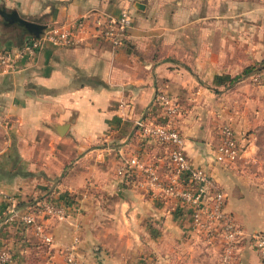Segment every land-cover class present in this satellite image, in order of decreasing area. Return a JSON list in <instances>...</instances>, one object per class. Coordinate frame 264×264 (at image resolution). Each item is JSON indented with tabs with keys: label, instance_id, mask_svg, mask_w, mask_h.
<instances>
[{
	"label": "crops",
	"instance_id": "1",
	"mask_svg": "<svg viewBox=\"0 0 264 264\" xmlns=\"http://www.w3.org/2000/svg\"><path fill=\"white\" fill-rule=\"evenodd\" d=\"M123 10L131 23L120 47L91 36ZM247 10L244 2L208 0H0V49L34 39L12 14L42 27L38 38L67 26L82 39L66 48L43 42L33 58L0 73V248L10 252L8 264H61L74 240L86 264H218L219 243L199 239L186 207L115 175L119 155L133 153L168 175L164 149L133 124L158 91L178 105L184 153L224 193V211L246 233L264 232L261 189L239 169L248 150L215 95L250 61L249 50L258 51L254 60L264 51L260 41L249 43ZM232 16L245 22L233 24ZM223 124L243 143L228 168L212 161ZM37 200L64 210L61 219L39 220L49 244L19 220L22 205ZM236 264H260L250 244L239 247Z\"/></svg>",
	"mask_w": 264,
	"mask_h": 264
},
{
	"label": "built area",
	"instance_id": "2",
	"mask_svg": "<svg viewBox=\"0 0 264 264\" xmlns=\"http://www.w3.org/2000/svg\"><path fill=\"white\" fill-rule=\"evenodd\" d=\"M130 23L128 11L123 10L116 19L97 23L90 34L116 49L122 45ZM74 27L83 31L81 24ZM71 30L67 26H52L41 37L27 40L15 49H0V73L13 69L17 61L33 58L43 42L63 48L81 43V37L74 39ZM252 82L264 83V72L255 75ZM153 105L161 109L165 125H153L143 118L133 124L142 139L164 147L168 175H160L159 164L155 161L147 162L144 155L133 153L127 158L119 155L116 177L127 180L137 190L173 199L186 207L191 228L199 239L208 244L219 243L218 264H236L238 249L243 244H250L260 264H264V232L246 233L236 225L224 211V193L213 184L202 167H194L186 157L183 138L175 128L178 105L161 91L155 94ZM242 152L243 148L232 128L223 124L218 130L212 161L228 168L235 165ZM11 214L14 215V211ZM42 216L61 219L64 210L53 203L41 202L33 212L27 210L20 215L19 220L22 227L29 229L38 241L49 244L51 238L39 222ZM75 244L76 240L65 249L61 264H86L75 257ZM10 261V252L0 248V264Z\"/></svg>",
	"mask_w": 264,
	"mask_h": 264
},
{
	"label": "rangeland",
	"instance_id": "3",
	"mask_svg": "<svg viewBox=\"0 0 264 264\" xmlns=\"http://www.w3.org/2000/svg\"><path fill=\"white\" fill-rule=\"evenodd\" d=\"M208 2L215 4L244 2L248 4L249 10L246 12V22L244 19L240 21L238 17L234 18V16H232L231 22L233 24L236 21L242 22L241 24L245 22L248 25L247 35L250 39L249 43L257 44L260 41V44L264 47V0H208ZM221 8H223L222 5ZM237 12H240V10L232 11L233 15ZM216 13H219V10ZM229 19L223 20L229 21ZM214 20L218 22L220 18L215 16ZM254 52L258 53V51L249 50L250 54H254ZM250 54L248 56L250 61L242 69L264 60V51L260 55L255 56L258 57L257 60H254ZM238 82L239 84L235 85ZM238 82L232 85H224L223 88H220L218 90L219 93L215 94L216 103L221 105L220 108L223 110V114L225 116L228 114V118L234 120L233 122L239 126V135L244 141V145L243 143L242 145L248 150V155L244 159L243 164L239 166V169L243 172L241 176L249 178L258 185L264 197V83L257 85L258 83H253L248 77ZM224 121H226V118L222 120V123ZM138 239H144L142 233L139 234ZM201 246L203 247V245ZM93 247L95 249L97 245ZM209 258L213 261L216 260L214 254H209Z\"/></svg>",
	"mask_w": 264,
	"mask_h": 264
},
{
	"label": "trees",
	"instance_id": "4",
	"mask_svg": "<svg viewBox=\"0 0 264 264\" xmlns=\"http://www.w3.org/2000/svg\"><path fill=\"white\" fill-rule=\"evenodd\" d=\"M264 71V60L253 65V66H247L244 67L241 72L232 77V79L229 81V83L227 85H232L242 79H246L247 77L249 78V80H252V78L263 72ZM263 82H259L257 85H262ZM143 119H147V121L153 125H165V120L163 118V114L161 109L158 106H152L151 108H147L146 111H144V117ZM160 145V144H158ZM163 149L164 147L162 145H160ZM242 146V145H241ZM243 148V146H242ZM165 151V150H164ZM123 183L127 184V180H123ZM41 200H37V201H27L24 203V206L27 210H29L30 212H33L37 206V204H40Z\"/></svg>",
	"mask_w": 264,
	"mask_h": 264
},
{
	"label": "water",
	"instance_id": "5",
	"mask_svg": "<svg viewBox=\"0 0 264 264\" xmlns=\"http://www.w3.org/2000/svg\"><path fill=\"white\" fill-rule=\"evenodd\" d=\"M10 19L14 21L19 27L23 28L25 33H28L30 36L34 37V39L38 38V33L41 31L42 27H38L34 24L21 21L17 19V17L14 14L10 15Z\"/></svg>",
	"mask_w": 264,
	"mask_h": 264
}]
</instances>
